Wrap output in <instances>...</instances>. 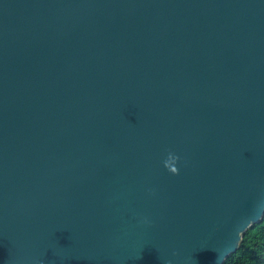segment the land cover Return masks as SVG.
<instances>
[{"label":"water","instance_id":"1","mask_svg":"<svg viewBox=\"0 0 264 264\" xmlns=\"http://www.w3.org/2000/svg\"><path fill=\"white\" fill-rule=\"evenodd\" d=\"M263 214L264 0H0V264H223Z\"/></svg>","mask_w":264,"mask_h":264},{"label":"trees","instance_id":"2","mask_svg":"<svg viewBox=\"0 0 264 264\" xmlns=\"http://www.w3.org/2000/svg\"><path fill=\"white\" fill-rule=\"evenodd\" d=\"M223 264H264V214L244 232L238 249Z\"/></svg>","mask_w":264,"mask_h":264},{"label":"clouds","instance_id":"3","mask_svg":"<svg viewBox=\"0 0 264 264\" xmlns=\"http://www.w3.org/2000/svg\"><path fill=\"white\" fill-rule=\"evenodd\" d=\"M170 160H173V161H175L176 163H178L179 160H180V157L177 156L175 153L169 151L168 154H167V158H166L165 161H164V167H165L169 172H171V173L174 174V175H175V174H178V173H179V169H178V167H173V166H171L170 163H169Z\"/></svg>","mask_w":264,"mask_h":264}]
</instances>
